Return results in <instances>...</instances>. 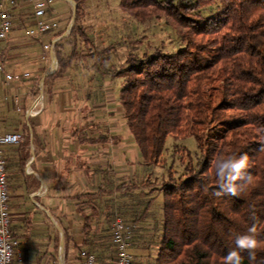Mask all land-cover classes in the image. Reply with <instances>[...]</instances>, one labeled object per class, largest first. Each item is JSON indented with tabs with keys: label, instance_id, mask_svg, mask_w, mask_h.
Returning <instances> with one entry per match:
<instances>
[{
	"label": "trees",
	"instance_id": "16d2710c",
	"mask_svg": "<svg viewBox=\"0 0 264 264\" xmlns=\"http://www.w3.org/2000/svg\"><path fill=\"white\" fill-rule=\"evenodd\" d=\"M70 1V29L68 22L43 35L54 41L56 67L44 77L42 94L50 96L57 81L80 73L87 76L83 84L95 88L86 96L100 100L107 77L138 165L132 175L118 179L112 167L106 168L103 186L71 197L81 242H71L68 228L60 231L61 237L55 230V249L62 239L64 252L71 242L72 249L83 246L99 263L112 260L110 229L116 210L135 226L132 264H224L228 252L238 250L235 238L250 234L253 225L260 242L255 264H264V0H118V12L137 26L163 25L167 41L142 31L101 46L84 24L86 0ZM5 41L4 64L11 50ZM45 65L22 81L31 83L35 97ZM174 107L181 116L170 133L173 138L182 135L189 114L199 121L202 134L200 154L185 147L173 151L181 154L179 175L173 160L166 165L161 159ZM75 127L77 139L86 144L118 141L107 129L90 135L87 127ZM17 133L22 141L14 148V165L22 172L38 152L39 135L28 119ZM245 154L244 171L251 180L244 191L238 197L216 195L215 162ZM24 233L20 238L29 236L28 229ZM11 236L18 239L12 230ZM241 257L242 264H252L248 252Z\"/></svg>",
	"mask_w": 264,
	"mask_h": 264
},
{
	"label": "crops",
	"instance_id": "0c3cea01",
	"mask_svg": "<svg viewBox=\"0 0 264 264\" xmlns=\"http://www.w3.org/2000/svg\"><path fill=\"white\" fill-rule=\"evenodd\" d=\"M18 3L19 7L14 11L13 17L19 16L28 29L32 24L30 0H18ZM23 7L30 8L29 16L26 14L20 16L17 13V10ZM47 20L58 22L55 19ZM7 41L9 48H13L9 38ZM5 42H2L3 47ZM41 42L50 43L43 42L42 37L39 46ZM23 72L27 71L24 69ZM51 72L49 70L48 73ZM105 78V83L108 85V78ZM86 79L87 76L80 73L66 75L64 79L54 84L50 93L52 97L47 94H42L41 97L33 96L30 85L26 83L13 85L9 89L0 88V133H17L23 121L28 119L39 135L38 152L36 155L31 154L22 172L14 165L16 145L3 147L7 166L8 213L11 230L18 237V243L25 240L24 245L18 247L22 256L24 255L22 264H70L77 250L72 249L71 242L78 244L81 242L80 218L71 197L79 193L95 191L99 186H103L106 168L112 167L114 179L130 176L135 171L133 168L138 159L134 160L135 155L132 153H125L124 145L120 147L121 154L113 155L110 152L109 141L97 145L86 144L71 136L75 126L71 127L70 124L61 126L60 118L56 113L62 109L61 98L77 97L80 92H86V96L89 91H95L93 84H83ZM105 83L101 88L102 96L112 92L110 86H106ZM5 95L8 96L7 99H4ZM15 95L20 98V108L26 101L25 114L18 115L12 98ZM45 97L54 110L50 107L44 110ZM81 108L77 106L75 113H80ZM99 131H95L96 134ZM63 134H66V137H63ZM63 228H68L73 236L69 249L65 248L66 252L62 249V239L57 250L54 245L55 230L58 237H61L60 231ZM25 229H28L29 236L26 239L20 238L25 234Z\"/></svg>",
	"mask_w": 264,
	"mask_h": 264
},
{
	"label": "rangeland",
	"instance_id": "374dc122",
	"mask_svg": "<svg viewBox=\"0 0 264 264\" xmlns=\"http://www.w3.org/2000/svg\"><path fill=\"white\" fill-rule=\"evenodd\" d=\"M117 3L118 0H86V5L88 6L86 10L84 9V24L86 25L90 36H92L95 40L97 46L106 45L109 42H114L117 39L121 40L123 36H128L133 32L140 34L142 31L149 36L153 35L157 41L158 39L167 41V35L169 33L164 29L163 25L155 24L154 26H149L147 28L143 26H137L132 20L118 12L116 8ZM73 9L74 4H72L70 0H52V2L48 4V13L44 18L58 20L59 27L57 30H60L65 27L66 23H70V17L72 15ZM29 12V7H23L21 10H17V13L20 14V16L21 14H26V16H29ZM12 24V31L8 38L10 39V43L13 48H11L9 54L7 55L6 63L4 64L5 70L9 73H23V70L25 69L27 73H29L30 77H32L36 71L42 69V66L46 64L45 66L47 67V64H49V60L47 61V59H49L47 56L48 54L46 51L40 48V39L39 41H36L34 38L29 37L27 34L29 28H26L24 21H22L19 16L13 17ZM42 41L49 42L48 37L42 36ZM49 70L53 71L54 68L52 69L50 67ZM26 82V85L31 86L29 81ZM18 84L21 85L22 82ZM106 86L110 85L106 84ZM85 94L86 92H80V94L77 96L78 98L74 96L71 98H61L62 109L56 111L57 117L60 118L61 126L64 127L65 124H70L71 127H87L86 130L90 135L96 134L95 131L98 129L101 132L106 133L107 129L110 131L109 135L118 136V141L116 144L113 143V140L110 141L111 154H121L122 150L120 147L124 145L125 153H132L135 155L134 160L138 159V157L136 158L138 155L136 148L133 145L132 140L128 135L127 129L124 127L123 121L120 117V108L116 104V93L112 94V92H110V94H108L107 92L106 96H103V98L100 100L91 97V99H89L88 96H85ZM47 98L45 97L43 102L45 111L50 107L49 102L46 101ZM77 106H80V108L82 107L79 109L80 113L78 112V114L75 113ZM14 107L16 110H18V115H21L22 112H20V98H18L16 105L14 103ZM40 107H42V104H40ZM51 110L54 109L51 108ZM180 113L181 110L174 107L173 111L168 116L165 127L167 140L165 144V151L161 155V159H166V165H169L170 161L173 160V169L176 171V174L178 173L177 175H179L181 172L182 166L179 162L181 154L179 151L174 153L173 151L175 149L178 150L182 149V147H185L192 154H200L202 152V146L200 145L202 134L198 129L199 121L196 119L195 115L189 114L186 116V128L183 132L184 134L182 133L181 136L178 135L177 138H173L170 135L172 130H174L177 125V121L181 116ZM76 132L74 131L71 135L74 137V139L77 138ZM175 135H177V133H175ZM63 137H66V134H63ZM136 165H138L137 162L133 168L135 172Z\"/></svg>",
	"mask_w": 264,
	"mask_h": 264
},
{
	"label": "built area",
	"instance_id": "2783aa9c",
	"mask_svg": "<svg viewBox=\"0 0 264 264\" xmlns=\"http://www.w3.org/2000/svg\"><path fill=\"white\" fill-rule=\"evenodd\" d=\"M52 0H30L31 27L27 34L31 38L40 39L45 32L57 30V21L47 20L48 4ZM19 7L18 0H0V88L9 89L30 77L29 73H9L5 70L2 60V42L8 39L12 31L14 11ZM41 49L47 52L49 68L56 67L54 58V41L40 43ZM8 96L5 95L4 99ZM16 105L18 97H12ZM22 141L18 133H0V264H22L23 256L18 250V242L11 236V221L8 213V186L6 176V162L4 159V146H15ZM135 226L125 223L115 210L111 222V243L114 254L113 259L99 263L95 254L88 252L84 247L76 250L75 257L70 264H132L133 257L130 251Z\"/></svg>",
	"mask_w": 264,
	"mask_h": 264
},
{
	"label": "clouds",
	"instance_id": "9594fccd",
	"mask_svg": "<svg viewBox=\"0 0 264 264\" xmlns=\"http://www.w3.org/2000/svg\"><path fill=\"white\" fill-rule=\"evenodd\" d=\"M260 151H264L261 145ZM248 167L247 154L236 158L234 156L227 159L221 158L215 162V175L218 181L219 191L216 195L228 194L238 197L244 191L245 185L250 182L251 177L245 173ZM256 227L249 228L250 234L238 235L235 238L236 249L230 250L224 257V264H242L241 252H248L252 264L256 261V252L260 247V242L256 238Z\"/></svg>",
	"mask_w": 264,
	"mask_h": 264
},
{
	"label": "water",
	"instance_id": "95a60500",
	"mask_svg": "<svg viewBox=\"0 0 264 264\" xmlns=\"http://www.w3.org/2000/svg\"><path fill=\"white\" fill-rule=\"evenodd\" d=\"M73 18H74V9H73V11H72V18H71V21H70V23H69V25H68V29H70V27L73 25ZM48 68H49V66L47 67L45 73L43 74L42 79H41V82H40V92H39V97H41V95H42V81H43L44 77L47 76V75L49 74V73H48V72H49Z\"/></svg>",
	"mask_w": 264,
	"mask_h": 264
}]
</instances>
